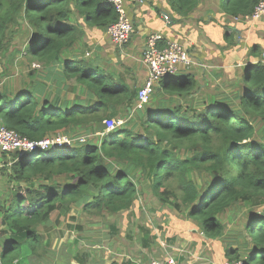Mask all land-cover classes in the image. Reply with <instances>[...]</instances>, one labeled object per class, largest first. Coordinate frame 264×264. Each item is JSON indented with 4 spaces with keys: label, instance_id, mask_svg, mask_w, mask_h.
Masks as SVG:
<instances>
[{
    "label": "trees",
    "instance_id": "trees-1",
    "mask_svg": "<svg viewBox=\"0 0 264 264\" xmlns=\"http://www.w3.org/2000/svg\"><path fill=\"white\" fill-rule=\"evenodd\" d=\"M169 2L171 24L186 21L190 34L198 36L203 18L196 11L218 10L237 21L252 14L260 0ZM117 20L107 0H0V116L32 140L90 134L86 142L48 154L39 148L2 153L0 263L28 258L29 264H46L52 214L69 212L73 205L122 240L125 216L127 237L135 241L129 243L131 258L136 246L159 251L161 240L168 245L166 226L172 218L191 219L208 238H222L227 214L242 204L248 209L243 232L257 245L245 255L228 247V261L264 264V133L256 134L264 128V65L246 66L242 92L233 99L193 102L200 85L186 73L163 78L150 103L136 108L138 88L96 54L101 31ZM84 47L95 54L85 57ZM10 63L24 66L15 89L5 84ZM72 80L81 88L74 100ZM110 118L127 122L106 132ZM192 169L204 182H196ZM141 202L148 204L154 221L144 218ZM72 241L77 250L65 245L56 250L57 264H72V259L100 264L92 248L83 250L77 237ZM106 244L112 247L111 241Z\"/></svg>",
    "mask_w": 264,
    "mask_h": 264
},
{
    "label": "crops",
    "instance_id": "crops-1",
    "mask_svg": "<svg viewBox=\"0 0 264 264\" xmlns=\"http://www.w3.org/2000/svg\"><path fill=\"white\" fill-rule=\"evenodd\" d=\"M126 7L134 26L131 40L122 46H113L106 30L101 31L102 37L95 46H100L98 49L100 60L103 62L105 60L103 57H105L107 60L105 62L110 64L113 70H117V73L120 72V76L126 83L133 85L134 89L138 88V84H143L147 76L146 69L144 79L138 83L135 67L137 63L133 64V60L126 59H131L134 50H138V45L132 43L138 33L142 38L141 57L147 36L152 32L160 31L168 39L183 42L188 47L192 58L209 66V68L194 67L195 69L186 71L194 76L200 85V90L195 92L191 98L195 101L194 96H198L196 102L207 101L211 98H235L242 92V80L246 66L249 63L259 62L263 58L264 15L259 19H247L241 15L237 16V21H235L233 17L223 12L204 8L196 11V15L203 19H200L199 22V34L195 36L188 31L189 28L185 26L188 24L186 21L171 24L172 5L169 0H144L143 2L128 0ZM165 14L170 15L167 22L164 18ZM195 24L197 23L195 22ZM109 42H111V46L108 47ZM100 53L103 55L101 56ZM193 70L196 71L195 74L192 73ZM186 73H180V77H185ZM74 87L76 91L81 90L75 84ZM233 211L227 214L228 228L222 238H208L202 234L200 226L191 219L172 218L171 220L174 221L170 220L166 226L165 238L169 245L167 249L162 247L158 251L140 247L136 253H133L135 256L132 255L130 258L128 255L126 259L116 258V261L119 264H124V261L129 260H132L134 264H150L151 257L167 255L175 257L181 264H225L229 260L226 255L228 247L237 248L239 252L246 251L242 246V241L238 238L233 240L234 238L227 236L234 229L236 215L231 216ZM181 244L184 248L179 246ZM243 245L245 246V243ZM116 248L122 247L117 246ZM125 249L128 250L127 245H125ZM109 250L111 252L113 248L111 247ZM127 253L128 251H125L123 255ZM72 264L79 263L72 259Z\"/></svg>",
    "mask_w": 264,
    "mask_h": 264
},
{
    "label": "built area",
    "instance_id": "built-area-1",
    "mask_svg": "<svg viewBox=\"0 0 264 264\" xmlns=\"http://www.w3.org/2000/svg\"><path fill=\"white\" fill-rule=\"evenodd\" d=\"M113 4L118 13V20L107 28V34L110 40L119 46L128 43L133 35L134 26L127 10L128 0H107ZM143 2L144 0H137ZM264 15V0L256 5L254 12L250 15H244L247 19H259ZM165 21H169L168 14L164 15ZM88 54H90L88 52ZM142 63L146 66L147 76L138 88L135 96L136 108H144L150 103L160 81L167 76H176L182 72L191 70L197 65L205 66L202 62L192 59L188 47L175 39L164 37L160 31L150 33L146 38L145 48L142 53ZM264 65L263 58L260 60ZM36 66H38L36 64ZM126 118H110L106 123V132L114 130L125 125ZM79 136H71L67 133H58L52 137H46L40 140H32L22 135L16 129L9 128L0 124V150L3 152H33L38 148L41 150L63 148L72 146ZM89 136L79 138L80 142H86ZM162 246L168 245L164 240ZM150 264H181L173 256H163L153 258ZM225 264H244L242 260L227 261Z\"/></svg>",
    "mask_w": 264,
    "mask_h": 264
},
{
    "label": "rangeland",
    "instance_id": "rangeland-1",
    "mask_svg": "<svg viewBox=\"0 0 264 264\" xmlns=\"http://www.w3.org/2000/svg\"><path fill=\"white\" fill-rule=\"evenodd\" d=\"M212 3H213V5L217 4V2H213V1H212ZM140 36L141 35L139 33L136 34V38L132 42V43L138 45V50L137 51L134 50V55H132L131 59L126 58V59H128V61L133 60V64L137 63V66L135 65V67H136L137 74H138V83H140L146 75L145 74L146 73V66L141 61V59H142V57H141L142 38ZM110 43L111 42H109L107 44L108 47L111 46ZM112 45L117 46V44H114V43H112ZM84 49L86 50V47H84ZM87 52H90V54H88ZM94 54H95V52H93V49H89V50L87 49L84 56L90 58V56H93ZM96 54H98V56L100 57L99 53H96ZM100 54H101V56L103 55L102 53H100ZM15 57H16V55L11 56L10 61L13 60ZM17 57H21V56H17ZM103 58L105 59L104 61H107L105 57H103ZM192 59L195 60L194 58H192ZM137 61L139 62V64ZM15 62H17V61H15ZM101 64L103 65V63H101ZM35 65H36V62L34 63V66ZM204 65H205L204 68H209L208 65H206V64H204ZM17 66L19 68H16L14 65H12L10 63V69L11 70H7L9 72V75L5 76V84L9 88H10L9 85H11L12 89H15V87L20 84V83H16V78H18V81H19V78L23 75L22 72H24V66H20L18 64H17ZM192 73L195 74L196 71L193 70ZM181 74H184V72H182ZM23 77H25L29 80V76L26 75ZM72 82H73V84H75V86H77V88L80 87L77 85L78 83L75 82V80H72ZM47 84L50 86L49 91L52 90V93H53L55 87L52 85L51 82L50 83L48 82ZM141 85L138 84V88H140ZM74 92H75L74 97H73L74 93L69 95L70 98L73 100L77 96H79L78 91L77 92L74 91ZM194 98H195V101L193 100V102L198 101L196 99V98H198V96H194ZM134 101H135V98H134ZM132 113H133V111H132ZM131 117H134V114H132ZM0 119H1L0 123L5 124L7 122V124L9 126H12L11 128L16 129L13 124H11L7 121V119L2 118L1 116H0ZM261 127L262 126H260L258 128V130ZM263 133H264V128H261L259 130V132H257L256 134H257V136L261 137L263 135ZM80 134H81V135H79L80 139H82V137H84V136H90V134H86L84 132L80 133ZM79 138H76L75 141H80ZM42 152L48 154L51 151H50V149H48V150H42ZM2 153H3V151L0 150V165H1V162L3 160ZM190 174L196 180V182H204L203 178L197 174L196 169H192L190 171ZM140 205H141V209H142L141 213L143 214L144 218L150 222L154 221L153 215L150 213V208L148 207V204L141 202ZM168 206H171V205L169 204ZM247 213H248V209H246L242 204H241V207H237V209H235V211H233L231 216L236 215V218H234V221H235L234 229H233L232 233L229 232L227 236L234 238L233 240H236L235 238H238L240 241H242V246L245 247L246 250H252L253 246H255L257 244H256L255 240H251V238L245 232H243L245 223L248 220L247 219L248 218ZM124 217L125 216H123V219H122V231H123L122 236L125 237V240H122L119 235H117V238H113L110 235V231L108 232L107 226H105L101 222L97 223V222L93 221L91 218L82 214L79 211V208L74 206V205L71 207V210L69 212H66V213L63 212L62 214L59 213L58 211L53 212V214H52L53 222L51 223V225L48 226V230L46 231V232H48L47 238H48V243H49V250L43 256V259L46 261V264H57V262H55V253H56L55 251L64 245H65L66 249H68V250L72 249L73 251L74 250L76 251L77 250L76 247H73L71 245V243H73L72 240L75 237L81 239L82 243L81 242L80 243H81V247L83 248V250L86 251V250L92 248V251L94 252V254L97 255L96 260H97V262L99 261L100 264H111V261L116 260V258L117 259H119V258L126 259L129 254L127 253V254L123 255V252L128 251L125 249V244L129 248V243L133 244V243H135V241H134L133 237H131V238L127 237L129 230L127 229V227L125 225V218ZM230 224H231V222H230ZM70 225L82 226L83 231H82V228H81V230H71ZM93 225H95V227H93ZM152 225L155 228L157 227L156 223H153ZM39 229L41 232H45L44 227H40ZM156 229H158V228H156ZM80 231H82L83 233ZM110 241H111L110 245L113 248V250H111V252L109 249H106L105 247H103V243H105V245L108 246L109 244H106V242L110 243ZM244 243H245V246L243 245ZM236 244H238V243H236ZM117 246L122 247L123 249L122 248L117 249L116 248ZM179 246L182 247L183 245L181 244ZM183 248H184V246H183ZM94 250H96V251H94ZM137 250H139L138 246L134 247L135 253L137 252ZM241 253H242V255L246 254L245 251L241 252ZM247 254H248V252H247ZM4 262H5L4 264H9L8 261H4ZM17 263L18 264H29V259L28 258L27 259L21 258L20 260H18ZM0 264H2V262ZM11 264H13V263H11ZM90 264H92V263L90 262Z\"/></svg>",
    "mask_w": 264,
    "mask_h": 264
}]
</instances>
